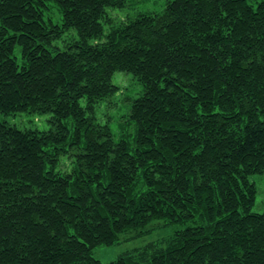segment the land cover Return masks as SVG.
<instances>
[{"label": "trees", "instance_id": "trees-1", "mask_svg": "<svg viewBox=\"0 0 264 264\" xmlns=\"http://www.w3.org/2000/svg\"><path fill=\"white\" fill-rule=\"evenodd\" d=\"M124 5L0 0V114L52 124L0 121V264H103L95 247L153 220L182 228L106 264H264V0H170L113 24ZM116 72L142 86L132 143L95 122Z\"/></svg>", "mask_w": 264, "mask_h": 264}, {"label": "rangeland", "instance_id": "rangeland-1", "mask_svg": "<svg viewBox=\"0 0 264 264\" xmlns=\"http://www.w3.org/2000/svg\"><path fill=\"white\" fill-rule=\"evenodd\" d=\"M170 0H125V5L122 9H107L108 14L113 19V24L122 19L134 18L140 13L160 14L163 12L165 5ZM50 17L53 22H60V14L56 6L49 3V9L45 12V18ZM108 26H105V30ZM76 39V31L69 30L55 44L62 48L66 40ZM14 57L20 64V49L15 48ZM112 83L118 86V91L113 96L101 101L95 108V122L106 124L109 126L113 139L115 141L123 137L132 143L134 136V125L128 123V108L130 101L138 97L142 93V86L129 73L116 72L113 75ZM50 114H27L17 113L15 115L0 114V121L14 125L19 129H30L39 132H45L52 128L50 123ZM65 125L71 128L70 119L64 121ZM75 150L67 151L59 156L56 170L61 172L70 171L72 161L74 160ZM250 180L257 187V195L252 206L253 212H262L264 209V172L255 174L250 177ZM182 226H165L162 220H153L145 228L139 230H131L128 233L121 235L118 243L110 246H97L92 251V257L103 264L115 260L120 254L143 247L144 245L160 241L168 238L175 230Z\"/></svg>", "mask_w": 264, "mask_h": 264}]
</instances>
